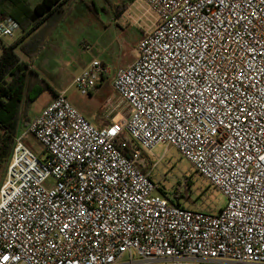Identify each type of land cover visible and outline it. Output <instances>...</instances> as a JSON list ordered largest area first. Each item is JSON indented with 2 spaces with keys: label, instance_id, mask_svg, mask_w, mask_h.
I'll return each instance as SVG.
<instances>
[{
  "label": "built area",
  "instance_id": "2783aa9c",
  "mask_svg": "<svg viewBox=\"0 0 264 264\" xmlns=\"http://www.w3.org/2000/svg\"><path fill=\"white\" fill-rule=\"evenodd\" d=\"M144 1L156 20L112 78L118 119L100 127L62 91L14 137L0 264H264V0ZM18 28L0 7V40ZM110 72L94 59L74 84L87 95ZM159 145L225 195L218 213L159 191L161 158L138 165Z\"/></svg>",
  "mask_w": 264,
  "mask_h": 264
},
{
  "label": "rangeland",
  "instance_id": "374dc122",
  "mask_svg": "<svg viewBox=\"0 0 264 264\" xmlns=\"http://www.w3.org/2000/svg\"><path fill=\"white\" fill-rule=\"evenodd\" d=\"M31 1L35 2L37 0ZM93 1L96 5L97 15L94 12L92 14L90 8H87L88 4H92ZM131 1L132 0H84V2L88 3L87 6L79 2L69 11L71 12L74 10L69 24L72 23L71 19H81L80 27H77H79L81 31L86 30L91 25H89L90 20L86 18L92 15L96 25H108V21L110 20L108 13H111L112 16V11L117 9L118 4L130 3ZM6 5L8 7L11 6L12 10L18 6L14 0H6ZM136 5L140 8L138 14H126L122 19L123 24H125L124 26L127 25L126 44L122 45L116 56H100L101 59L99 60L103 61L111 69L109 79L115 75L116 71L119 70L118 68L123 67L125 62L132 59L133 50L136 48L142 33L141 25H144L145 28L149 27L150 23L156 19V15L147 10L148 5L144 0H137ZM20 37L21 32L18 30L14 37H5L3 41L0 40V54L3 51L4 45L14 44ZM36 40L37 38L35 37L30 38V45L34 44V49H38L34 57L38 62V65H35V73L39 75L41 80H45V82L48 83V88L40 95V98L30 104L27 109L28 116L34 119L40 108L41 102L52 94L54 88H60L61 86L67 88L69 96H74L82 102L83 107L81 108L84 110L83 113L87 117L89 111L97 112L101 103L99 97L95 96L91 98L89 94L82 95L74 84V79L78 75L77 73L80 65H74L73 58L69 59L71 65L65 67L59 64L60 61L58 59L51 61V63H47V61L50 60L47 58L49 50H43L42 45H37ZM101 48L103 49V47ZM15 50L19 53L22 61L29 63L30 56L27 52H23L20 46L17 47V45H15ZM98 50H100V48ZM86 53L85 55H88L87 59L90 60L96 56L95 54L97 51L95 52V49L88 48ZM60 70H62V72L58 73ZM123 115L126 116V113ZM26 128V125L22 126L23 130ZM24 140L34 152L38 154L43 152V144L32 133H28ZM154 153L156 154V161L159 158L161 159L158 160L157 167L154 168L152 176L158 183L159 191L162 194L169 198L179 200L185 206L212 210L214 213H218L219 209L226 204L225 195L215 188L207 178L202 176V174L196 170L192 162L185 158L177 148L159 145L154 150ZM5 178L6 167H0V185ZM184 195L191 197L193 201H187Z\"/></svg>",
  "mask_w": 264,
  "mask_h": 264
},
{
  "label": "crops",
  "instance_id": "0c3cea01",
  "mask_svg": "<svg viewBox=\"0 0 264 264\" xmlns=\"http://www.w3.org/2000/svg\"><path fill=\"white\" fill-rule=\"evenodd\" d=\"M28 1L32 4H35L40 0H37L35 2L31 0ZM136 1L137 0H132L130 3L128 2L129 4H126V8L124 10L114 9L112 11V16L111 13H108L110 17L108 25H96L94 17L92 15H89V17L86 19L90 20L89 25H91L88 27V29L81 31L79 30L81 19H71L72 23L69 24L74 10L71 12L69 11L75 4L79 2H82L86 6L88 3L84 2V0H64L61 2V4H59L60 6L62 5L64 7V10L56 9L52 11L51 14H49L38 24L31 18L29 19L28 23L26 22V24H24L25 28L19 26L16 32H18L19 30L21 32V37L16 40L18 41L16 45L18 47L23 41L25 42L27 39L35 37L37 38V45H42L43 50H49L47 58L50 60L47 61V63H51V61L58 59L60 61L59 64L65 67L71 65L69 59L73 58L74 65H80L77 73L79 74L94 59H101L100 56H116L122 45L126 44L125 39L127 35V25L124 26L125 24H123L122 19L126 14H138V10L140 11V8L137 7ZM0 7L3 13H6L9 17H11L10 13L13 10L11 6L8 7L6 5V0L0 5ZM95 7L96 5L94 1L92 2V4H88L87 6V8H90L92 14L94 12L97 15V11L93 9ZM155 20L156 19H154L152 23ZM152 23H150L149 27L146 28L144 25H141L142 33L138 42L144 36L145 32L151 28ZM101 47H103V49ZM88 48L95 49V52L97 51V53L95 54L96 56L94 58H91L90 60L87 59L88 55H85L87 54L86 50ZM99 48L100 50H98ZM69 51L72 53H70ZM135 57L136 48L133 50L131 57L132 59L128 62H125L123 64V67L118 69L128 67L134 62ZM28 64L31 68L35 69V65H38V62L32 56H30ZM59 72H62V70L58 71V73ZM112 78L109 79V76L103 77V79L97 84L93 91L89 93V96L91 98L98 96L101 102L99 110L97 112H88L89 119H91L100 127H108L112 125L119 117L116 111H109L110 105L112 103L115 104L119 102L117 93L112 85ZM62 91H65L69 100L82 112H84V110L81 108L83 107L82 102L74 96H69L67 88L61 86L60 88H54V90H52V94L47 96L45 100L41 102L40 108L36 115H38L49 103L52 102L55 96ZM119 111L122 114H129L128 107L123 104L120 105ZM155 162V153L148 154L146 152H143L138 165L143 171L149 172L152 170Z\"/></svg>",
  "mask_w": 264,
  "mask_h": 264
},
{
  "label": "trees",
  "instance_id": "16d2710c",
  "mask_svg": "<svg viewBox=\"0 0 264 264\" xmlns=\"http://www.w3.org/2000/svg\"><path fill=\"white\" fill-rule=\"evenodd\" d=\"M4 1L1 0L0 5ZM62 1L64 0H40L32 4L28 0H14L18 6L13 9L10 16L19 26L25 28L24 24L31 18L38 24L52 11L64 10V7L59 5ZM126 4H118L117 9L124 10ZM93 9L96 11V8ZM17 43L18 41L11 45H4L0 54V167H6V169L12 156L14 137L20 132L22 126H27L33 120L28 116L27 109L48 88V83L36 75L35 69L21 60L19 53L15 50ZM34 48V44L30 45V38L20 44V49L33 58L38 50ZM124 135L126 139L124 152L128 157L133 158L140 148L128 135ZM184 197L187 201H193L187 195ZM170 200L181 203L174 198Z\"/></svg>",
  "mask_w": 264,
  "mask_h": 264
}]
</instances>
